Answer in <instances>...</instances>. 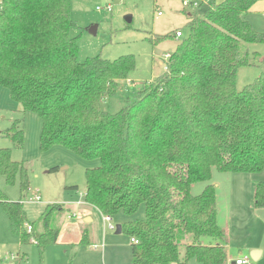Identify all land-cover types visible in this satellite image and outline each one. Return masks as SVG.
Segmentation results:
<instances>
[{"label":"trees","instance_id":"1","mask_svg":"<svg viewBox=\"0 0 264 264\" xmlns=\"http://www.w3.org/2000/svg\"><path fill=\"white\" fill-rule=\"evenodd\" d=\"M176 1L192 6L201 0ZM259 1L209 0L204 10L188 15L182 37L176 38L177 31L157 36L155 44L176 39L163 73L111 114L102 102L128 79L133 56L79 62L76 38L70 36L71 0H0V87L41 119L43 151L58 145L82 160L99 161L85 171L86 204L109 218L120 212L132 216L144 206V219L121 224L122 233L137 242L130 245L132 264L227 260L216 187L208 184L196 196L190 190L210 182L212 169L264 170V70L242 91L235 88L237 70L249 65L240 45L264 44V34L245 20ZM11 139L21 147L23 131ZM18 172L25 193L26 170L12 161L9 149H0L6 183L13 184ZM253 196L254 208L264 209L263 181ZM0 205L21 243L34 241L41 253L56 243L60 228L49 229L64 218L62 206L48 205L28 224L21 201L0 192ZM86 239L84 231L81 244ZM207 239L218 244L204 245Z\"/></svg>","mask_w":264,"mask_h":264},{"label":"rangeland","instance_id":"2","mask_svg":"<svg viewBox=\"0 0 264 264\" xmlns=\"http://www.w3.org/2000/svg\"><path fill=\"white\" fill-rule=\"evenodd\" d=\"M208 2L195 1L192 6L188 3L184 8L183 3L176 0H71L70 20L73 26L70 36L76 38L79 62L94 57L110 61L128 55L134 58V70L127 80L118 83L116 94L102 102V110L111 114L120 111L128 101L134 100L138 91L163 73L167 61L165 56L174 50L176 39L155 44V38L174 35L176 31L184 35L187 32L188 15L198 14ZM245 20L254 31L264 34V0L252 7ZM246 51L249 65L237 70V91L253 83L262 72L264 44H241V58ZM41 129V119L24 111L11 99L9 92L0 87V149L10 150L12 161L26 170L28 182V190L24 193L20 185V172L11 185L0 175V192L11 202H22L28 224L36 223L48 205L63 206L68 213L73 214L70 223L76 226L77 234L81 236V232H86L88 244L76 242L77 235L64 229L60 242L47 245L41 253L34 241L21 243L20 238L12 232L9 218L0 205V264H132L130 238L124 233L115 234V229H108L103 216L84 202L85 171L97 167L99 161L82 160L58 145L43 151ZM19 130L23 131L21 147H17L11 139ZM53 168L56 171L50 172ZM259 181L264 182V170L258 174H231L212 169L210 182L197 183L191 187V194L196 196L208 184H219V188H216L219 221L222 227V216L224 220L230 217L232 221L227 225L225 264L243 257L249 259V264H264V209H255L253 205L254 187ZM72 187L77 190L70 189ZM229 195L239 199L233 208ZM36 196L38 201L34 200ZM231 209L233 215L229 216L227 211ZM86 217L92 218V221L85 220ZM144 217L145 208L142 205L136 214L126 216L120 212L110 218V223L115 228L116 225L121 226L124 222ZM63 222L64 218L53 221L49 233L55 227L61 228ZM24 228L27 229L26 224ZM256 247L263 251V256L253 261L250 249ZM182 254L183 250L180 260ZM187 264L200 263L191 259Z\"/></svg>","mask_w":264,"mask_h":264},{"label":"crops","instance_id":"3","mask_svg":"<svg viewBox=\"0 0 264 264\" xmlns=\"http://www.w3.org/2000/svg\"><path fill=\"white\" fill-rule=\"evenodd\" d=\"M219 1H223V0H219ZM256 54V53H255ZM257 55V54H256ZM264 61V60H263ZM263 64H264V62H263ZM262 64V65H263ZM262 71H263V68H262ZM213 184L212 185H214L216 188H219V184L218 183H216V182H212ZM256 185V184H255ZM216 192H217V189H216ZM228 197H230L229 198V201H230V206H231V208H233L234 206H236L237 205V202H238V200L239 199H236V198H234L235 196H233V195H229ZM217 204H218V194H217V202H216V211H217V222H218V225L222 228V230L224 231V233H225V239H224V242H222L221 243V245L224 247V249H225V251H226V248H227V241H228V238H227V235H228V232H227V229H228V227H227V225H230V223L232 222L231 221V218L229 217L228 219H226V220H224V218H223V216H222V220H223V224H224V227H222L223 225H221V223H220V221H219V212H218V210H217ZM253 205H254V203H253ZM63 207V206H62ZM65 215H64V222H63V225L61 226V228H60V230H59V233H58V236H57V240H56V243H58V242H60V237H61V235H62V231L65 229V231L67 232V231H71L70 233H73V234H75V235H77V237H76V242H79L80 244H81V238H82V232L80 233L81 234V236H79L78 234H77V228H76V226L74 227V226H72L73 224H71L70 223V220L72 219V217H73V214L71 215V213H68V210H66L65 209ZM227 213H228V215L229 216H231V215H233V212H232V209L231 210H228L227 211ZM227 213H226V215H227ZM226 217V216H225ZM104 218V217H103ZM227 218V217H226ZM85 220H87V221H92V218H90V217H86L85 218ZM104 221V220H103ZM227 222H229V224H227ZM87 224V223H86ZM70 227H72V228H70ZM69 228H70V230H69ZM84 232V231H83ZM131 241V240H130ZM62 242H64V241H62ZM55 243V244H56ZM86 243L88 244V238L86 239ZM210 243H212L213 245H216V244H218V243H215V242H212V241H209V240H204L203 241V244L204 245H207V244H210ZM95 247V246H94ZM251 250V252H253V251H257V252H259V255H258V259H260L262 256H263V251H261L260 249H258V247H256L255 249H250ZM239 254H241V252H239ZM226 255H227V252H226ZM257 259V260H258ZM230 261H232V260H230Z\"/></svg>","mask_w":264,"mask_h":264},{"label":"built area","instance_id":"4","mask_svg":"<svg viewBox=\"0 0 264 264\" xmlns=\"http://www.w3.org/2000/svg\"><path fill=\"white\" fill-rule=\"evenodd\" d=\"M187 6H188V2L187 1L183 2V7L185 8ZM158 15H160V14H158ZM175 36H176V38H180V37H182V33L180 31H177L175 33ZM168 57H169V55L167 54L165 56V59H168ZM262 68L264 70V64L262 65ZM34 200L35 201H38L39 198L36 196L34 198ZM103 220H104V222H107L108 223V229H110V230H114L115 229L114 226L111 225V223H110L111 220H110L109 217H104ZM26 228H27V231L28 232L31 231L30 226H26ZM131 243L137 244V242L135 240H133V239H131ZM94 248H96V247H94ZM229 264H249V259L247 257H243V258H239V259H237V260H235L233 262H229Z\"/></svg>","mask_w":264,"mask_h":264},{"label":"water","instance_id":"5","mask_svg":"<svg viewBox=\"0 0 264 264\" xmlns=\"http://www.w3.org/2000/svg\"><path fill=\"white\" fill-rule=\"evenodd\" d=\"M121 233H122L121 226L116 225L115 234H121ZM258 255H259V252L253 251V252H251L250 257L253 261H256L258 259Z\"/></svg>","mask_w":264,"mask_h":264}]
</instances>
